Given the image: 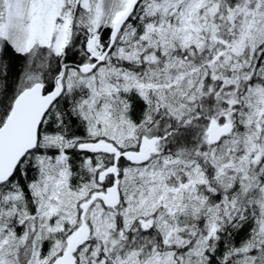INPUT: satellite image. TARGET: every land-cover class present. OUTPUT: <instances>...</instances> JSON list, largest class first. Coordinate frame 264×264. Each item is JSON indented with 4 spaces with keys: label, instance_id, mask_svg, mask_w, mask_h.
I'll return each instance as SVG.
<instances>
[{
    "label": "snow or ice",
    "instance_id": "6c2138e0",
    "mask_svg": "<svg viewBox=\"0 0 264 264\" xmlns=\"http://www.w3.org/2000/svg\"><path fill=\"white\" fill-rule=\"evenodd\" d=\"M0 264H264V0H0Z\"/></svg>",
    "mask_w": 264,
    "mask_h": 264
}]
</instances>
